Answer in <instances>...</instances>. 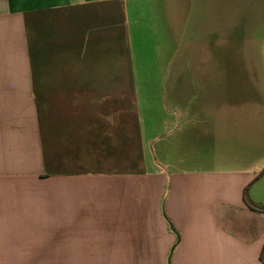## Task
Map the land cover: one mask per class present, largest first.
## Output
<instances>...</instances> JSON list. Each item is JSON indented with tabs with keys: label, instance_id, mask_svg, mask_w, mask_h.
Wrapping results in <instances>:
<instances>
[{
	"label": "crops",
	"instance_id": "0c3cea01",
	"mask_svg": "<svg viewBox=\"0 0 264 264\" xmlns=\"http://www.w3.org/2000/svg\"><path fill=\"white\" fill-rule=\"evenodd\" d=\"M210 6L0 0V264H264L252 174L148 155L141 92L197 85L172 64L190 23L206 56Z\"/></svg>",
	"mask_w": 264,
	"mask_h": 264
},
{
	"label": "rangeland",
	"instance_id": "374dc122",
	"mask_svg": "<svg viewBox=\"0 0 264 264\" xmlns=\"http://www.w3.org/2000/svg\"><path fill=\"white\" fill-rule=\"evenodd\" d=\"M209 5L206 56L199 43L191 47L192 34L203 28L190 23L172 64L186 71L183 83L194 76L197 85L141 92L146 136L156 137L148 155L161 167L168 165L167 175L250 173L244 201L264 208V0H209ZM199 68H206V80L191 75Z\"/></svg>",
	"mask_w": 264,
	"mask_h": 264
},
{
	"label": "trees",
	"instance_id": "16d2710c",
	"mask_svg": "<svg viewBox=\"0 0 264 264\" xmlns=\"http://www.w3.org/2000/svg\"><path fill=\"white\" fill-rule=\"evenodd\" d=\"M245 203L248 206V208L252 211H256V212H260V213H264V208H260L252 203H250L247 199H245ZM263 262H264V248H263V252H262V256H261Z\"/></svg>",
	"mask_w": 264,
	"mask_h": 264
}]
</instances>
